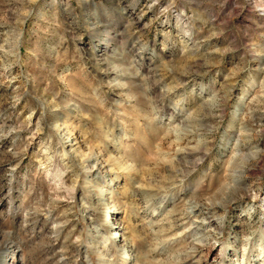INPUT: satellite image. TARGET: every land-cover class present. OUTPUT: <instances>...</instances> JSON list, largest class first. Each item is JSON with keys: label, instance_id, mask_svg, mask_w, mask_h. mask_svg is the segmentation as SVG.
Instances as JSON below:
<instances>
[{"label": "rangeland", "instance_id": "1", "mask_svg": "<svg viewBox=\"0 0 264 264\" xmlns=\"http://www.w3.org/2000/svg\"><path fill=\"white\" fill-rule=\"evenodd\" d=\"M0 264H264V0H0Z\"/></svg>", "mask_w": 264, "mask_h": 264}, {"label": "bare ground", "instance_id": "2", "mask_svg": "<svg viewBox=\"0 0 264 264\" xmlns=\"http://www.w3.org/2000/svg\"><path fill=\"white\" fill-rule=\"evenodd\" d=\"M87 162V161H86ZM96 169V170H98V169H100L101 168V166L99 165V164H97V162L95 161V162H93V160L92 159H90L89 160V168L87 169V171L86 172H91V170L92 169ZM105 201V200H104ZM200 211V210H199ZM196 213V212H195ZM201 215V214H200ZM216 229V228H215ZM112 238V237H111Z\"/></svg>", "mask_w": 264, "mask_h": 264}]
</instances>
